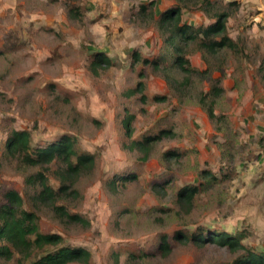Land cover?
I'll return each instance as SVG.
<instances>
[{"label":"rangeland","instance_id":"374dc122","mask_svg":"<svg viewBox=\"0 0 264 264\" xmlns=\"http://www.w3.org/2000/svg\"><path fill=\"white\" fill-rule=\"evenodd\" d=\"M210 1L0 0V204L16 190L42 233L91 252L88 263L74 264H234L248 251L264 253V0ZM172 6L195 27L226 12L235 47L182 42L199 72L171 56L160 67L135 61L134 51L150 59L171 53L159 26ZM98 53L110 62L94 64ZM214 86L223 91L215 96ZM13 129L27 130L32 146L71 135L95 156L94 167L65 180L71 188L59 201L88 224L36 200L25 182L36 169L6 145ZM164 129L148 151L131 146ZM63 167L55 161L47 169L54 187ZM203 170L217 180L206 182ZM186 185L199 187L190 203L179 199ZM216 230L242 246L179 236ZM163 235L168 251L159 248ZM20 257L0 256V264L37 256Z\"/></svg>","mask_w":264,"mask_h":264},{"label":"trees","instance_id":"16d2710c","mask_svg":"<svg viewBox=\"0 0 264 264\" xmlns=\"http://www.w3.org/2000/svg\"><path fill=\"white\" fill-rule=\"evenodd\" d=\"M204 1L211 2L210 0ZM142 8L145 9V6L142 5ZM71 12L73 11L71 10ZM227 18V13L221 12L217 15V19L209 25L195 27L182 21L179 6L165 9L160 14L159 28L163 46L172 50L171 53L167 54L166 52L164 56L150 59L144 58L138 51H134V60L160 67L161 62L171 56L172 60L182 70L199 72L185 58L181 43H186L188 40H199L200 49H208L209 51L223 47L234 48V40L226 33ZM100 62L109 63L110 59L105 54L98 53L93 63L100 64ZM259 68L264 84V63ZM222 91V87L214 86L215 96ZM156 98L162 100L163 97ZM205 100L206 97L202 96L201 103L203 105H205ZM207 114L212 120L216 117L215 110L211 105L207 107ZM166 130L164 129L158 135H151L143 140H133L131 146L141 151H148L155 140L162 138V135L167 133ZM6 145L9 151L18 157L24 167L36 169V171L26 175L25 182L27 185L35 187L37 191L35 198L38 202L50 205L60 217H66L75 223L88 224L86 218L70 212L67 206L59 201H61V198H65L63 195H67L68 190L71 188V185H68L65 180L73 175L87 172L94 167L96 163L94 155L79 150L76 146V139L67 134L44 146H32L30 133L27 130L13 129L9 133ZM55 161L64 164L63 172L60 175L63 181L59 187H54L46 174L50 164ZM201 176L206 182L217 180L216 175L210 170H203ZM198 191L199 187L197 185H186L180 189L179 199L181 202L190 203ZM4 197L6 201L0 204V241L3 242L0 244V256L11 258L17 253L21 255L20 258L24 261L36 255L37 257L31 259L29 264H74L90 261L91 252L89 250L83 247L63 245V238L57 233H42L37 213L24 207L23 198L16 190L6 191ZM204 234L203 231H198V234H193L190 237L180 232L179 236L195 242H206L207 238L205 236H210L208 240L226 245L233 250H237L242 246L238 236L227 231L216 230L212 234ZM159 248L166 251L170 249L168 235L162 236ZM234 264H264V253L248 251L239 257Z\"/></svg>","mask_w":264,"mask_h":264}]
</instances>
